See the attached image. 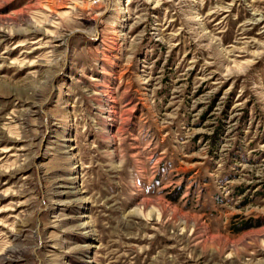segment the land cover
<instances>
[{
  "label": "rangeland",
  "instance_id": "obj_1",
  "mask_svg": "<svg viewBox=\"0 0 264 264\" xmlns=\"http://www.w3.org/2000/svg\"><path fill=\"white\" fill-rule=\"evenodd\" d=\"M0 264H264V0H0Z\"/></svg>",
  "mask_w": 264,
  "mask_h": 264
},
{
  "label": "trees",
  "instance_id": "obj_2",
  "mask_svg": "<svg viewBox=\"0 0 264 264\" xmlns=\"http://www.w3.org/2000/svg\"><path fill=\"white\" fill-rule=\"evenodd\" d=\"M218 134L217 130H214V134L212 136H210L208 139L210 140H214L216 138V135ZM181 190H179L177 193L178 195H181Z\"/></svg>",
  "mask_w": 264,
  "mask_h": 264
},
{
  "label": "bare ground",
  "instance_id": "obj_3",
  "mask_svg": "<svg viewBox=\"0 0 264 264\" xmlns=\"http://www.w3.org/2000/svg\"><path fill=\"white\" fill-rule=\"evenodd\" d=\"M34 31L36 32V29H35V30H33V33H35ZM45 33H46V32H45ZM47 33H48V32H47ZM49 34H50V33H49ZM47 35H48V34H47ZM49 36H50V35H49ZM41 41H42V40H39V41H37L36 43H39V42H41ZM40 47H41V46H40ZM5 130H8V132H9V131H11V129H10V128H8V129H5ZM12 134H13V133H12Z\"/></svg>",
  "mask_w": 264,
  "mask_h": 264
}]
</instances>
